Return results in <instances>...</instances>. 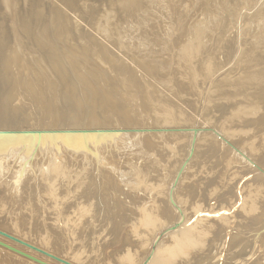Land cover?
<instances>
[{"label": "rangeland", "instance_id": "rangeland-1", "mask_svg": "<svg viewBox=\"0 0 264 264\" xmlns=\"http://www.w3.org/2000/svg\"><path fill=\"white\" fill-rule=\"evenodd\" d=\"M34 2L0 26V230L71 264H264V0H78L89 28ZM207 208L221 237L175 241Z\"/></svg>", "mask_w": 264, "mask_h": 264}, {"label": "bare ground", "instance_id": "bare-ground-1", "mask_svg": "<svg viewBox=\"0 0 264 264\" xmlns=\"http://www.w3.org/2000/svg\"><path fill=\"white\" fill-rule=\"evenodd\" d=\"M16 1V3L19 5V6H21V4L23 3H28V2H30L31 3V5H30V7L32 6V2L33 1H35V0H15ZM2 2H3V0H0V26L1 27H5L6 26V29H11V31L10 32H12L13 34H14V39H17V41H16V43L18 42V40H19V35H18V27L15 25V24H17L16 22H17V17H16V15L17 16H19L18 15V13L19 12H21V11H19L18 12V9H20V10H22L21 9V7L19 8V6H18V9H17V11H15V12H13L14 13V16H10V12H9V10L8 9H6L3 5H2ZM34 3H36V2H34ZM43 4V3H42ZM41 4V5H42ZM36 5L37 4H35V6L34 7H36ZM39 5V4H38ZM37 5V6H38ZM29 6V5H28ZM43 6V5H42ZM26 7V6H25ZM34 7H32V8H34ZM38 8V7H37ZM30 10V9H29ZM51 11V10H50ZM12 13V14H13ZM29 13V12H28ZM39 13V12H38ZM43 14V13H42ZM24 15V14H23ZM32 15V14H31ZM54 15V14H53ZM27 16V15H26ZM29 17H31V16H29ZM35 17H36V14H35ZM44 17V16H43ZM13 18H15L14 20H13ZM48 19V18H47ZM36 20V19H35ZM38 20V19H37ZM12 22V23H11ZM15 22V23H14ZM39 22V21H38ZM10 23V24H9ZM32 24V23H31ZM72 24V23H71ZM19 25V24H18ZM33 25V24H32ZM38 25V24H37ZM0 27V28H1ZM19 27H20V25H19ZM49 27V26H48ZM75 27V26H74ZM2 29H4V28H2ZM48 29V28H47ZM74 30V29H73ZM11 36V35H10ZM13 36V35H12ZM20 38H21V36H20ZM11 39V38H10ZM14 43V42H13ZM18 45V44H17ZM17 47V46H16ZM216 147V146H215ZM222 151H223V149H222ZM245 172V171H244ZM243 173V172H242ZM248 173V172H247ZM252 173V172H251ZM250 173V174H251ZM243 174H245L246 175V173H243ZM249 174V173H248ZM257 174H255V176H256ZM251 177V176H250ZM254 177V176H253ZM259 178V177H258ZM257 178V179H258ZM248 179H249V177H248ZM247 179V180H248ZM256 178L254 177V179L252 178V180H255ZM251 180V181H252ZM248 182V181H247ZM248 193V192H247ZM243 194H244V192H243ZM244 197V196H243ZM238 200L240 201V198H238ZM238 201V202H239ZM244 201H246V198H245V200ZM243 201V202H244ZM241 204V203H240ZM245 204V203H244ZM242 206V205H241ZM240 206V207H241ZM227 207V206H226ZM223 208H224V206H223ZM243 208H244V205H243ZM237 209L239 210V208H238V206H237ZM242 209V208H241ZM202 212V211H201ZM200 212V214H198L197 216H196V219L191 223L192 225H191V227H188V226H185L184 227V231L182 232V231H179V233H178V235H176L177 237L175 238V241L177 240V242H179V244H182V243H180V240L182 239V240H184V238H186V237H188V236H191V237H194V235H196V234H198V235H202L203 234V232H204V230L205 229H213L214 228V226H216V228H214L215 230L213 231V238H217V237H221L220 236V233L222 232V230H223V227L222 226H219V227H217V224L219 223V224H221V222H222V224L223 223H227V221L230 219L229 217H231V211H229V209L227 208V210L225 209V210H222L221 209V211H219L217 208H207V209H204L203 210V212L201 213ZM235 213H237V212H235ZM236 215V214H235ZM233 217V216H232ZM231 217V218H232ZM17 223H18V225H19V227L17 228V229H19V230H25L26 229V227H25V223H23V222H20V221H17ZM13 226H15V224L13 223ZM243 226V225H242ZM241 226V227H242ZM11 227V226H10ZM9 227V228H10ZM237 228H240V226L239 227H237ZM244 227H242V229H243ZM11 229V228H10ZM245 230V229H244ZM238 231H241V228H240V230H238ZM246 231V230H245ZM247 232V231H246ZM246 232H244V233H246ZM12 236V235H11ZM211 238V237H210ZM233 238V237H232ZM6 239V238H5ZM1 241H3L2 239H0ZM20 240V239H19ZM9 241V240H8ZM11 241V240H10ZM243 241V240H242ZM3 242H5V241H3ZM24 242V241H23ZM236 240H234V238L229 242V245H232V246H234L235 244H236ZM5 243H7V241L5 242ZM10 243V242H9ZM9 243H7V244H9ZM12 243V242H11ZM13 244V243H12ZM9 245H11V244H9ZM14 245V244H13ZM13 245H11V246H13ZM50 245H52V247L53 248H55V247H59L60 246V244H59V240H58V238H54V239H51V244ZM22 246V245H21ZM13 247H15V248H17L16 246H13ZM19 247V246H18ZM26 248V247H25ZM17 249H19V250H21V251H23V252H26V251H24V250H22V249H20V248H17ZM39 249V248H38ZM41 250V249H40ZM68 249L67 248H64V249H60V251H63V253H64V251H67ZM218 250H220L219 248H218ZM33 251V250H32ZM43 251V250H42ZM43 252H45V253H47L46 251H43ZM0 253H3V256H4V254H6L5 252H2V251H0ZM27 254H28V252H26ZM39 254V253H38ZM49 254V253H48ZM29 255H31L30 253H29ZM34 255V254H33ZM33 255H31V256H33ZM43 255V254H42ZM51 255V254H50ZM180 255V254H179ZM10 256V255H9ZM12 256V255H11ZM44 256H46V255H44ZM54 256V255H53ZM2 257V256H1ZM16 257V256H15ZM34 257V256H33ZM56 257V256H55ZM6 258V257H5ZM37 258V257H36ZM113 258L115 259V261H113V263L112 264H123V262L121 261V260H119V259H116L117 257L116 256H113ZM37 259H39L40 261H42V262H45V263H48V264H50L51 262H48V261H44V260H42V259H40V258H37ZM61 259V258H60ZM4 260V259H3ZM6 260H8L7 258H6ZM15 260V259H14ZM54 260V259H53ZM63 260V259H62ZM10 261H12V257H11V260ZM54 261H56V260H54ZM65 261V260H64ZM3 262V261H2ZM20 262V261H19ZM58 262V261H57ZM67 262V261H66ZM21 263V262H20ZM54 263V262H53ZM53 263H51V264H53ZM60 263V262H59ZM69 263V262H68ZM88 264H92L93 263V261L92 260H89L88 262H87ZM23 264V263H22ZM55 264V263H54ZM71 264V263H70Z\"/></svg>", "mask_w": 264, "mask_h": 264}, {"label": "water", "instance_id": "water-1", "mask_svg": "<svg viewBox=\"0 0 264 264\" xmlns=\"http://www.w3.org/2000/svg\"><path fill=\"white\" fill-rule=\"evenodd\" d=\"M35 1L37 3H39V4L43 3L44 5H46V7H50V8L55 7V8H59V9L63 10V12L67 16L69 15L74 21H77V24H80V26L83 27V28L84 27H88L89 28V27H92V25H93L92 19H89L87 17V15L85 14L83 8L77 6V1L78 0H35ZM103 1H104V3H105V1L108 2V0H103ZM2 5L6 9L9 10L10 16L11 15L14 16L13 12L17 11V9H16L17 6H16V1L15 0H3ZM61 6H63L64 8H60ZM55 8H53V9H55ZM102 11H103V9H102ZM14 19L15 18H13V20ZM83 132H88V131H83ZM97 132H103V131H97ZM23 133H26V132H23ZM23 133H21V134H23ZM30 133H34V134L38 133V134H40L42 132H30ZM11 134H14V133H12L11 131L10 132H8V131H0V137L11 135ZM179 212L182 213L180 209H179ZM177 226L178 225L172 227L171 229L174 230ZM0 236H2L3 238H6L8 240H11L13 242H16V243H18V244H20L22 246H25V247L33 250V251L39 252L41 254H44V255H46V256H48V257H50V258H52V259H54V260H56V261H58L60 263H62V264H70V263H68V262H66V261H64V260H62V259H60L58 257H55V256L50 255L48 253H45L42 250H40V249L30 245V244H27V243H25V242L15 238V237L11 236V235H9V234L1 231V230H0ZM0 247L4 248V249H6V250H8L10 252H13L15 254H18V255L26 258V259H29V260H31V261H33L35 263L48 264V263L40 261L39 259L27 254L26 252H23V251H21V250L15 248V247L3 242L1 240H0Z\"/></svg>", "mask_w": 264, "mask_h": 264}]
</instances>
